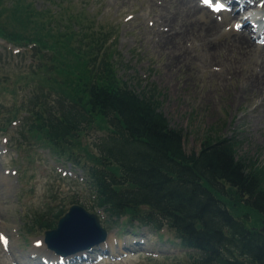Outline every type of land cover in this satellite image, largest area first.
<instances>
[{"label": "rangeland", "instance_id": "rangeland-1", "mask_svg": "<svg viewBox=\"0 0 264 264\" xmlns=\"http://www.w3.org/2000/svg\"><path fill=\"white\" fill-rule=\"evenodd\" d=\"M28 1L35 8L55 10L61 27L66 30L71 27L79 31L78 24L68 20L67 14L81 21L84 18V24L102 35L105 46H109L123 80L136 88L137 82L154 83L160 93L161 111L170 127L185 134L187 151L198 150L206 137H234L239 143L237 154L264 174L262 42L254 37L253 45L242 48L233 42L240 30L217 37L215 27L210 24L212 17L226 21L232 5L220 13H208L191 10L186 0H55L62 3L61 8L54 0ZM9 2L0 0V11L7 9L5 13H9L12 6ZM207 9L212 10L209 6ZM263 11L259 9V14ZM8 16L0 13L1 21L8 23ZM20 16L15 14L13 23L21 20ZM244 17L238 18L235 28ZM80 26L83 27L81 23ZM31 46L0 39V233L7 232L10 238L9 245L0 246V264H18L19 260L25 263L32 247L46 262L56 260L53 252L52 258L46 256L49 250L43 244L33 243L36 239L43 241L44 235L38 228L41 218L35 221L34 217L42 212L49 217L52 211L49 206H54L53 211L59 208L65 211L74 202L98 214L103 226L112 225L107 224V215L101 209H92L87 202V185L81 179V168L63 156H52L49 146L36 141L28 131L32 117L26 111L33 107L34 99L41 96L39 103H54L59 94L52 79L56 72L43 67L48 65L46 59L40 62ZM39 66L41 70H36ZM15 110L18 115L13 118ZM103 135L99 127L89 129L79 140L82 146L79 144L76 150L78 156L82 159L83 151H93L89 147L85 150V143L94 144ZM225 189L229 192L228 209L234 215H243L248 208L242 204L239 207V203L233 207L234 190L228 185ZM60 201L58 208L55 204ZM248 213L250 222L258 219L254 212ZM125 223L123 218L120 225L112 226L104 243L113 248L114 244L121 245L120 251L107 256L94 252L84 264L186 262L189 251L178 245L173 232L166 228L151 231L135 225L139 227L136 231L132 229L135 226ZM256 225L263 227L262 221ZM134 241L138 243L137 249L125 250L130 245L127 242ZM21 254L23 257L18 259Z\"/></svg>", "mask_w": 264, "mask_h": 264}, {"label": "trees", "instance_id": "trees-1", "mask_svg": "<svg viewBox=\"0 0 264 264\" xmlns=\"http://www.w3.org/2000/svg\"><path fill=\"white\" fill-rule=\"evenodd\" d=\"M9 1L11 11H0L9 14L8 23L0 18V38L32 45L34 56L46 59L43 67L56 72L58 98L54 103L34 99L26 111L32 117L28 131L52 156L81 168L91 208L102 209L107 223L124 217L128 225L173 232L189 251L182 264H264V229L256 225H264V174L237 154L234 137H206L198 150L187 151L185 134L170 127L161 111L155 84L137 82L136 88L123 80L109 46L84 18L67 14L79 31L66 30L55 10ZM15 14L21 20L13 23ZM17 115L15 110L13 118ZM95 127L104 135L85 143V150H94L83 151L81 159L79 140ZM226 185L234 190L232 206L248 208L243 215L228 209ZM49 209V217L42 212L34 220L53 226L63 208ZM251 211L258 218L254 222Z\"/></svg>", "mask_w": 264, "mask_h": 264}, {"label": "water", "instance_id": "water-1", "mask_svg": "<svg viewBox=\"0 0 264 264\" xmlns=\"http://www.w3.org/2000/svg\"><path fill=\"white\" fill-rule=\"evenodd\" d=\"M46 234V244L63 255L72 249L85 248L93 242H101L106 237V231L101 227L97 216L76 204L60 219L58 227L47 231Z\"/></svg>", "mask_w": 264, "mask_h": 264}, {"label": "bare ground", "instance_id": "bare-ground-1", "mask_svg": "<svg viewBox=\"0 0 264 264\" xmlns=\"http://www.w3.org/2000/svg\"><path fill=\"white\" fill-rule=\"evenodd\" d=\"M190 6V9H198L201 11H205L208 13H214L215 10H211L209 11L207 9L208 5H206L202 0H186ZM191 2V4H190ZM215 2V1H214ZM213 2V3H214ZM228 5H232L231 8L228 10V13H230V15L228 16V19L226 21L223 20H216L215 18H211L210 20V24L212 25V27L215 30L216 36L217 37H222L225 35H230L231 33H233L234 31H241L239 36H235V41L233 40V42L235 44L238 43V45H240L242 48H246L249 47L251 45H253V40L254 39V30H253V22L257 20V17H254L255 14L257 12H259V9H264V0H227ZM227 7V6H226ZM213 8L214 5H213ZM251 12L248 15V12ZM221 11H217V13H220ZM244 14H247L246 17H244L243 19H241V25L238 26V28L234 27V23H236V21L238 20V18H242V16ZM225 23V24H224ZM222 25V26H221ZM228 25H231V27H226ZM218 27H220L219 29V33H218ZM224 28V29H223ZM236 33V32H234ZM258 38V37H257ZM262 45L264 48V30H263V36H262ZM260 46V47H261ZM260 49V48H259ZM260 60V59H259ZM259 65V64H258ZM261 71V70H260ZM46 256L48 258H52V252H46ZM39 254V253H36Z\"/></svg>", "mask_w": 264, "mask_h": 264}, {"label": "snow or ice", "instance_id": "snow-or-ice-1", "mask_svg": "<svg viewBox=\"0 0 264 264\" xmlns=\"http://www.w3.org/2000/svg\"><path fill=\"white\" fill-rule=\"evenodd\" d=\"M203 2H204L205 4H210V3H211V0H203ZM224 8H225V5H224L223 3H217V4L215 5L214 10H215V11H220V10H222V9H224Z\"/></svg>", "mask_w": 264, "mask_h": 264}]
</instances>
